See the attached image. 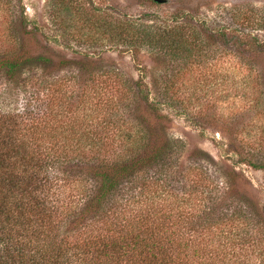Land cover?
<instances>
[{"label":"trees","instance_id":"1","mask_svg":"<svg viewBox=\"0 0 264 264\" xmlns=\"http://www.w3.org/2000/svg\"><path fill=\"white\" fill-rule=\"evenodd\" d=\"M73 3L58 5L74 13V23L95 29L97 19ZM10 6L11 0H0V10ZM9 21L11 28L1 36L10 45L0 48V69L9 82L34 91L21 109H0V264H264V223L252 208L239 205L229 212L227 205L214 217V207L190 204L196 205V193L166 190L162 174L170 172L181 146L172 141L150 146L141 142L142 134L132 142L104 141L121 131L131 137L132 130L122 127L134 126L121 120L116 101L94 83L96 74L91 71L88 78L98 87L82 91L71 103L73 96L63 93L68 80L39 75L48 57L17 47L14 28L24 26V17ZM103 21L99 26L109 41L147 44L185 64L206 45L199 27L184 23L153 31L127 21ZM212 32L225 40V33ZM113 81L118 86L123 80ZM125 100V106H137L136 98ZM259 155L260 160L247 161L264 171V146ZM84 173H91L90 187L82 183ZM137 185L138 197L130 194Z\"/></svg>","mask_w":264,"mask_h":264},{"label":"rangeland","instance_id":"2","mask_svg":"<svg viewBox=\"0 0 264 264\" xmlns=\"http://www.w3.org/2000/svg\"><path fill=\"white\" fill-rule=\"evenodd\" d=\"M11 2L9 9L0 10V48L10 45L1 36L11 28L10 17L23 16L24 26L14 28L20 38L17 47L48 57L38 71L41 78L68 80L63 93L73 96L71 103L84 90L104 87L106 96L116 101L121 120L134 126L122 127L132 130L131 137L121 131L104 141L132 142L142 134L141 142L150 146L176 142L181 146L175 148L177 161L162 174L166 190L181 196L196 193V205L190 204L214 207V217L227 205L229 212L239 205L252 208L264 223V171L247 161L260 160L264 146V0H73L77 9L97 19L95 29L74 23V13L60 10V0ZM250 14L254 16L248 20ZM104 18L153 31L184 23L199 27L206 45L185 64L147 44L109 41L99 26ZM217 29L226 34L225 40L213 36ZM91 71L98 86L88 78ZM116 78L123 80L118 86ZM125 81L140 83V88L126 89ZM33 91L9 82L0 69L2 111L21 109ZM124 97L136 98V108L125 106ZM145 97L149 101L142 100ZM90 174L81 176L86 187L92 184ZM140 190L137 185L130 194L138 197ZM206 211L199 215L204 217Z\"/></svg>","mask_w":264,"mask_h":264},{"label":"water","instance_id":"3","mask_svg":"<svg viewBox=\"0 0 264 264\" xmlns=\"http://www.w3.org/2000/svg\"><path fill=\"white\" fill-rule=\"evenodd\" d=\"M157 1H163V0H157Z\"/></svg>","mask_w":264,"mask_h":264}]
</instances>
